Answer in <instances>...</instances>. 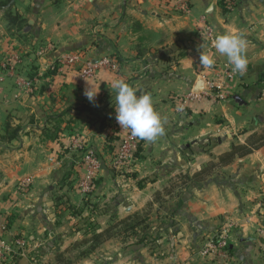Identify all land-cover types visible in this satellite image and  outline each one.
<instances>
[{"label": "crops", "instance_id": "0c3cea01", "mask_svg": "<svg viewBox=\"0 0 264 264\" xmlns=\"http://www.w3.org/2000/svg\"><path fill=\"white\" fill-rule=\"evenodd\" d=\"M180 1L0 0V239L14 245V264H264V147L219 164L264 129V0H192L188 14L176 11ZM207 26L214 37L244 35L243 75L206 39ZM76 54L120 64L87 79L94 102L83 62L63 63ZM114 79L151 94L165 121L163 136L118 165L107 145L119 152L130 130L115 119ZM210 82L225 100L178 110ZM90 150L99 166L84 190ZM143 214L155 228L137 243L120 233L95 241ZM225 226L228 256L205 253Z\"/></svg>", "mask_w": 264, "mask_h": 264}, {"label": "clouds", "instance_id": "9594fccd", "mask_svg": "<svg viewBox=\"0 0 264 264\" xmlns=\"http://www.w3.org/2000/svg\"><path fill=\"white\" fill-rule=\"evenodd\" d=\"M212 43L215 51L227 58L233 71L241 75L246 72L249 63L247 40L242 33L219 34ZM200 63L205 67H211L215 60L201 52ZM110 89L116 93L115 119L122 129H129L133 136L147 142H154L164 135L165 121L156 110L151 94L137 95L136 90L123 79H114L110 84ZM98 92L95 86L88 81L84 90L87 100L94 102ZM178 110L183 111L182 108Z\"/></svg>", "mask_w": 264, "mask_h": 264}, {"label": "built area", "instance_id": "2783aa9c", "mask_svg": "<svg viewBox=\"0 0 264 264\" xmlns=\"http://www.w3.org/2000/svg\"><path fill=\"white\" fill-rule=\"evenodd\" d=\"M192 0H181L175 7L176 11L188 14L191 10ZM204 34L206 39L210 41L213 45V40L215 39L214 33L210 27H206L204 30ZM83 62V67L81 69L80 76L83 79H91L94 78L96 73L101 69H107L112 71H119L120 64L117 60L112 58H104V59H87L84 56H80L76 54L75 56H70L64 59L63 63L68 67H75L77 64ZM26 85H30L27 83ZM227 97L225 93L224 86L217 83H209L208 89L206 91L195 93L193 91L189 92L187 95L182 97L183 99L180 101V106L182 109H186L189 104H194L201 102L203 100H211L213 102H219L225 100ZM138 145V138L131 134V131L125 136V139L122 142L121 148L119 150V155L117 157V165L125 161L131 154L136 151ZM84 163L90 166V171L87 174L85 180L82 183V187L84 190H89L91 184L94 180V172L93 170L98 169L99 162L93 150H90L84 157ZM229 227L225 226L222 229V232L213 239V241L209 242L206 245V252H222L228 256L229 250V239L228 235L230 231ZM7 231L5 224L0 220V234H4ZM10 246H7V243L0 239V261L4 262L6 260L5 255H8L12 252Z\"/></svg>", "mask_w": 264, "mask_h": 264}, {"label": "trees", "instance_id": "16d2710c", "mask_svg": "<svg viewBox=\"0 0 264 264\" xmlns=\"http://www.w3.org/2000/svg\"><path fill=\"white\" fill-rule=\"evenodd\" d=\"M8 20L11 24L12 23L14 24L13 21L15 20V18H14V16L9 14ZM118 140L121 142L122 138L119 137ZM143 145H144V140H141L138 138V145H137V149H136V154L134 155L136 159H138L140 157V153L142 151ZM262 147H264V129L261 132H257V133H254L253 135H251L248 138L246 144L233 145L229 152H227V153H225L219 157V164L220 165H228V164L232 163L236 157H240V158L246 157V156L252 154L254 151L259 150ZM107 148L109 149V153L112 157H114V158L118 157L119 152L117 151V146L115 144L107 145ZM213 167L214 166H209V170L212 169ZM207 172H208V170H205L203 173L198 174L196 177L198 178V176L200 177V175L202 176V175L206 174ZM131 223H133V222H127V221L118 222L117 224L108 228L105 231V233L95 235V241L99 242L101 240V238L103 236H105L106 234H107V239L110 238L111 234L113 233L112 231H114L115 229H117L118 227H120L122 225H125V227L128 226L131 228L132 227ZM57 262L62 263L60 257L57 258Z\"/></svg>", "mask_w": 264, "mask_h": 264}, {"label": "rangeland", "instance_id": "374dc122", "mask_svg": "<svg viewBox=\"0 0 264 264\" xmlns=\"http://www.w3.org/2000/svg\"><path fill=\"white\" fill-rule=\"evenodd\" d=\"M115 165H117V163H114ZM145 218L144 217V214L140 217L141 219H136V220H133L132 222L133 223H131V225H132V227L130 228V227H128V226H126L125 227V225H122V226H120V227H118L117 229H115L114 231H112L113 233L111 234V236L110 237H113V235L114 234H118V233H120V235H121V237L122 238H124L125 239V243H129V244H131V243H137V240L139 239V235H141V234H143L144 232H153V229L155 228V226H152L150 223H147V220H144L143 218ZM113 225H115V224H113ZM112 225V226H113ZM70 227V226H69ZM111 227V226H110ZM109 227V228H110ZM126 229H125V228ZM65 229H70V228H66L65 227ZM108 229V228H107ZM87 231H89V230H87ZM90 233V232H89ZM90 237H91V235H90ZM89 237V238H90ZM103 237H107V234L105 235V236H103ZM123 239V240H124ZM6 243L8 244L7 246H11V250H12V248L14 249V246H12V244L11 243H9V242H7L6 241ZM22 245V244H21ZM33 245V244H32ZM86 247H87V244H86ZM88 248H90V246L88 247ZM88 250V249H87ZM39 250H38V248H37V252H38ZM15 251H13V252H11L10 254H8V255H5V257H6V260L4 261V263L3 264H14V261L16 260V256H18V255H15V253H14ZM81 252V251H80ZM87 254H84V257H87L86 256ZM78 256V255H77ZM77 256L75 257V258H73V259H75V261H79V259L77 258ZM56 259V258H55ZM78 259V260H77ZM55 261V260H54ZM61 261H62V263L64 262V263H67L66 261V259H65V257H62L61 258ZM1 262V261H0ZM47 263H50L49 261L48 262H45V264H47Z\"/></svg>", "mask_w": 264, "mask_h": 264}, {"label": "water", "instance_id": "95a60500", "mask_svg": "<svg viewBox=\"0 0 264 264\" xmlns=\"http://www.w3.org/2000/svg\"><path fill=\"white\" fill-rule=\"evenodd\" d=\"M207 90V86L205 85V87L203 89H199L198 87L195 88V92H201V91H206Z\"/></svg>", "mask_w": 264, "mask_h": 264}]
</instances>
